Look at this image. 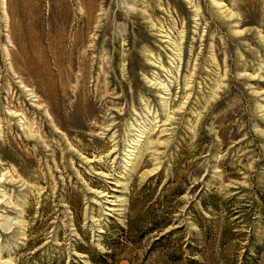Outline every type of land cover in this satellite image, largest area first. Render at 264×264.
Instances as JSON below:
<instances>
[{
  "label": "rangeland",
  "instance_id": "rangeland-1",
  "mask_svg": "<svg viewBox=\"0 0 264 264\" xmlns=\"http://www.w3.org/2000/svg\"><path fill=\"white\" fill-rule=\"evenodd\" d=\"M108 246L264 264V0H0V264Z\"/></svg>",
  "mask_w": 264,
  "mask_h": 264
},
{
  "label": "trees",
  "instance_id": "trees-1",
  "mask_svg": "<svg viewBox=\"0 0 264 264\" xmlns=\"http://www.w3.org/2000/svg\"><path fill=\"white\" fill-rule=\"evenodd\" d=\"M151 181H149L147 184L145 185H150L151 186ZM149 187H147V189H151ZM155 189V187H153V190ZM151 192L148 197L149 200L146 201V210H144V216L143 217H139L134 216L133 219H131V217L127 218V222H126V228L125 229H121V231L123 232H129L131 233V235L135 232V231H140V222H145L147 223V226H149L146 230L148 232H153L155 234L153 243H152V247H155L156 244L158 243H162L161 244V251L165 252V255H167L169 258L173 257V251H170V246H169V235L174 231V229H170L171 227L169 226L170 223L173 221V212L174 211H166V212H162L161 214H158L154 211H152V204L151 203V196H152ZM135 198V197H134ZM137 199H134L133 201V197L132 195L130 196V201L128 204V213H132L133 211V207L135 208V203L137 202ZM128 214V215H129ZM108 251L107 253H97L98 256H100L101 258H103V261H98L95 259H93L89 253L84 249L81 248V253L86 254V257H89V260L91 262V264H114L113 263V259H111V255H114L113 253H110L112 250V247L108 246ZM111 249V250H110ZM110 259V260H109ZM78 264H84L82 263H78Z\"/></svg>",
  "mask_w": 264,
  "mask_h": 264
}]
</instances>
